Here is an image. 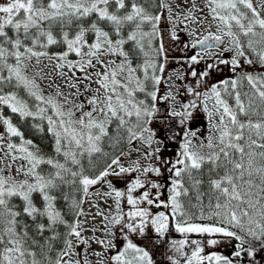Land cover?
Listing matches in <instances>:
<instances>
[{"label": "snow or ice", "instance_id": "1", "mask_svg": "<svg viewBox=\"0 0 264 264\" xmlns=\"http://www.w3.org/2000/svg\"><path fill=\"white\" fill-rule=\"evenodd\" d=\"M164 10L172 40L179 25L206 32L185 47L231 53L218 63L234 78L203 93L187 87V103L159 96ZM201 106L209 128L197 142L189 121ZM0 129V264H156L132 239L149 228L169 264L254 260L264 252V0H2ZM168 143L179 145L172 159ZM157 162L169 173L166 200ZM98 184L107 190L91 192ZM93 195L112 201L108 211ZM86 203L99 226L86 227ZM170 228L184 238L169 242ZM190 233L210 247L235 240V250L205 254Z\"/></svg>", "mask_w": 264, "mask_h": 264}, {"label": "rangeland", "instance_id": "2", "mask_svg": "<svg viewBox=\"0 0 264 264\" xmlns=\"http://www.w3.org/2000/svg\"><path fill=\"white\" fill-rule=\"evenodd\" d=\"M0 2H2V0H0ZM160 28L162 31V39H163V43L166 49V56H167V60L165 62L164 58H163V63H165V71L161 74L162 75V83L159 86V96H164L166 93H168L169 91H171L174 95H177L178 100L183 101L184 100V95L185 93H187V86L193 83V80L195 77H193L191 75V72L193 70H195L196 72L198 71V69L200 68L199 63L196 64H190V57L193 55H196L197 53H200V49H193L190 46L189 47H185L186 44L190 45L191 42L206 34V32L204 31H200L197 30V35L195 37L189 36L188 35V30L185 29L183 31H181V28H184V25H179L176 27V34L178 35L179 39L178 40H172L171 39V35H170V30H173V24L169 23L168 20V13L166 10H164L163 12V19L161 20L160 23ZM212 31H215L214 28L211 29ZM225 47H227V45H225ZM212 53V55H208L206 53H201V56L205 58V60L207 61L208 64H213L215 66L217 65H222L220 63H218V60L220 59V50H212L210 51ZM227 54L228 57L231 58V53H224L223 55ZM73 59L75 57H72ZM203 59V58H202ZM205 64V62H204ZM245 68H249V66L245 65ZM256 70H259V66H256ZM231 74L233 73L230 70L229 67V71ZM77 75H82L81 73H77ZM47 81H45L42 85V87L45 88V90L47 91ZM58 84L63 85L64 81L61 79L57 80ZM93 87H95V85H93ZM201 87V86H200ZM199 87V88H200ZM211 86H204L201 87L200 89L198 88L197 91H200L201 93H203L205 90H207L208 88H210ZM184 102V101H183ZM231 102V100H230ZM161 107V109H165L167 107V104L165 103H161L159 105ZM189 127L193 130L197 132V142L199 141L200 138H204L208 136V128H209V124H208V118H207V114L202 110V106L200 108H198L197 110L193 111V117L192 120L189 121ZM0 131H2V129H0ZM179 145L178 144H174V143H168L167 148L165 149L164 153H163V158L164 159H172L175 156L176 151L178 150ZM127 150V149H126ZM135 158V154H133V157ZM121 162L124 163L125 165L128 163V160L126 158H121ZM157 166L161 167L162 170V177H152V179H156L159 180L161 183H163L165 185L164 188L161 189L162 195H161V199L162 200H166L167 196H168V192H167V187L169 186V181H168V176L169 173L166 171L165 166L160 165L159 162H157ZM109 179L112 181V183L119 189H123L125 187V183L115 177H109ZM107 190V185L106 184H98L96 186H93L92 189H90L91 192L95 193L96 191H106ZM155 191V190H153ZM91 202L95 203L98 202L99 203V207L104 210V211H108L109 208V204L112 203L111 200L108 201V204H105L103 202V200H98V198L96 196H91L90 197ZM84 209L86 212L91 213L92 215H89L87 217L88 219V224L86 225V227H91L92 224H96L97 226L100 225V221H101V217H95V220L93 221V215L96 212V208L92 207L91 203H86L84 205ZM164 209H156V208H152L153 212H157V211H163ZM92 233L91 231H88L85 233V236H91ZM97 235H102V233H97ZM148 236H155V233L151 230V228L148 229L146 235L144 237H140L137 235H133L132 239L135 243H137L139 246L144 247L145 249H149L151 246L150 243V239ZM228 241V243H227ZM122 240L118 239L117 240V247H121L122 246ZM228 244V251H233L235 249V244L236 241L235 240H223L222 243L218 244L215 247H212L213 249H218L222 246H224L225 244ZM93 250H100L99 246L96 244L92 245ZM115 254V250H113L111 253H109V255ZM93 264L95 262V257H91Z\"/></svg>", "mask_w": 264, "mask_h": 264}, {"label": "flooded vegetation", "instance_id": "3", "mask_svg": "<svg viewBox=\"0 0 264 264\" xmlns=\"http://www.w3.org/2000/svg\"><path fill=\"white\" fill-rule=\"evenodd\" d=\"M212 50L222 51L221 48H213V49H210L209 51H212ZM200 53L202 52L200 51ZM202 58L199 60L200 68L197 71V77H195L193 80V83L188 85L187 87H192L197 90L200 86L201 87L211 86L212 84L218 83L220 80L227 79V78H234V73L231 74L230 72H228L230 65L222 64V65H217L213 68H208L209 64L207 63L204 57ZM219 58L220 59H230V57H228L227 54L223 55L222 57L220 56ZM204 71H208L209 75L205 77L201 81L199 87H197V80L199 79L200 74L203 73ZM191 99H193V97L190 94H188V92L185 93L183 101L187 103ZM148 237L150 239L151 246L149 249H146V250H148L152 254L153 259L156 262V264H169V262L166 259V255H165L167 248H168V244L157 243L156 234L155 236H148ZM166 238L170 242L173 239L179 240V239H183L184 237L180 233L176 232L174 228H170V231L166 233ZM187 238L189 241L194 240V239L201 240L202 244L205 247V254L215 251V252H218L226 256H231L232 252L235 250L234 249L233 251H228V244H227L228 241L224 246L218 249H213L212 247L206 245V238L201 237L199 234L190 233L187 235ZM192 247L193 246L191 244H188L186 245V250L190 251ZM233 259L235 260L236 264H264V252H257L254 260H250V258L246 254H242L241 258H238V259L233 258Z\"/></svg>", "mask_w": 264, "mask_h": 264}, {"label": "trees", "instance_id": "4", "mask_svg": "<svg viewBox=\"0 0 264 264\" xmlns=\"http://www.w3.org/2000/svg\"><path fill=\"white\" fill-rule=\"evenodd\" d=\"M53 50H55V49H53ZM160 62L163 63V57L160 58ZM243 91H247V88L245 87V88L243 89ZM21 128H22V131L25 132V136H26L27 138H33V139H35V141H36L37 143H41L42 146L48 143L47 141H41V140L39 139L38 136H34L33 132L30 130V128H28V127H24L23 125H21ZM45 150L47 151V148H45ZM106 150H109V151H110V149H107V148H106ZM125 150H126V149H125Z\"/></svg>", "mask_w": 264, "mask_h": 264}, {"label": "water", "instance_id": "5", "mask_svg": "<svg viewBox=\"0 0 264 264\" xmlns=\"http://www.w3.org/2000/svg\"><path fill=\"white\" fill-rule=\"evenodd\" d=\"M197 49H200V47L198 46ZM201 50V49H200Z\"/></svg>", "mask_w": 264, "mask_h": 264}]
</instances>
